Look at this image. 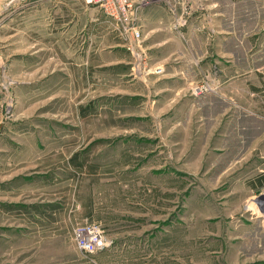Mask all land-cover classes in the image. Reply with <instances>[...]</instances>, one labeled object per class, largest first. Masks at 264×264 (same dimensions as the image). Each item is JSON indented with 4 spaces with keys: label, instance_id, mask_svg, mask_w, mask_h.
Segmentation results:
<instances>
[{
    "label": "rangeland",
    "instance_id": "rangeland-1",
    "mask_svg": "<svg viewBox=\"0 0 264 264\" xmlns=\"http://www.w3.org/2000/svg\"><path fill=\"white\" fill-rule=\"evenodd\" d=\"M251 1L257 13L258 0ZM6 2L0 264H258V213L247 210L256 203L244 181L264 162V151L235 147V116L238 109L258 115L255 98L250 108L236 99L202 117L205 109L192 99L207 92L192 87L205 74L196 73L174 97L164 87L180 83L163 75L177 51L161 44L162 36L185 39L189 17L205 14L203 1L192 0L180 25L167 5L144 6L132 50L131 37L97 5ZM156 25L157 35L149 29ZM205 29L204 20L199 30L207 45ZM73 153L79 167L69 160ZM85 221L97 223L108 241L91 255L71 239L73 226Z\"/></svg>",
    "mask_w": 264,
    "mask_h": 264
},
{
    "label": "crops",
    "instance_id": "crops-1",
    "mask_svg": "<svg viewBox=\"0 0 264 264\" xmlns=\"http://www.w3.org/2000/svg\"><path fill=\"white\" fill-rule=\"evenodd\" d=\"M4 1L0 0V3ZM202 1L206 15L204 14L201 19L199 13V15L193 13L194 15L189 17L190 30L187 34H183L185 39L182 40L176 33L170 31H165L166 34L162 36L164 37L162 42L167 43L161 44H169L173 46L171 51H177L173 55V65L162 67L163 75L173 76L172 81L180 83L179 89L169 82L164 87L174 97L177 91L187 89L188 82L196 79L198 73L202 72L207 76L214 90L192 100L205 109L202 110L205 113L201 115L202 117L207 114V117L211 118L214 117L216 108L220 112L229 109L232 100L237 99L240 108L243 107L242 105L250 108L253 103L252 97H254L255 104L258 105V115H249L238 109L240 113L235 116L237 122L238 118L240 119L235 133L241 138L237 140L235 147L241 149L240 151H248L252 147L264 151V0H258L257 13L248 8L251 0ZM142 8L144 6L139 11ZM204 20L206 22L205 31L209 33L207 34L209 39L207 45L204 41V32L199 30ZM159 27L156 25L149 29H155L154 33L157 35ZM166 51L169 52L168 48ZM204 54L207 56L205 59H203ZM198 57H200L197 59L199 66L195 70L192 63ZM232 148L230 146L229 150ZM259 154L258 158L263 159V152ZM229 163L230 161L224 166V172L230 170L231 164ZM246 180L244 181L247 184L245 187L250 191L254 190V193L264 187V162L262 160L258 163L255 175ZM258 264H264V216L259 215Z\"/></svg>",
    "mask_w": 264,
    "mask_h": 264
},
{
    "label": "built area",
    "instance_id": "built-area-1",
    "mask_svg": "<svg viewBox=\"0 0 264 264\" xmlns=\"http://www.w3.org/2000/svg\"><path fill=\"white\" fill-rule=\"evenodd\" d=\"M12 0H7L10 2ZM21 1V0H20ZM85 4L97 5L103 13L114 21L119 31L124 35H129L132 39L129 49H133L135 43L140 38V25L137 23V14L141 7L150 3H163L167 5L174 13L177 24H182L190 14L188 8L192 9V0H83ZM6 2V3H7ZM179 7L181 10L176 11ZM175 28H177L174 25ZM156 72V70H153ZM213 86L208 80H201L192 87L196 94L202 92H212ZM251 197L255 199V210L250 207L247 210L264 216V187L253 193ZM250 197V198H251ZM252 200V199H251ZM71 239L75 248L82 254L91 255L97 251L103 250L108 246V241L102 235L101 229L95 222H83L73 226L71 229Z\"/></svg>",
    "mask_w": 264,
    "mask_h": 264
},
{
    "label": "trees",
    "instance_id": "trees-1",
    "mask_svg": "<svg viewBox=\"0 0 264 264\" xmlns=\"http://www.w3.org/2000/svg\"><path fill=\"white\" fill-rule=\"evenodd\" d=\"M77 156H78V153H73L70 156L69 160L79 167L81 165V162L75 161ZM55 205H56L55 203L54 204H51V203L47 204V206H49L50 208H54ZM38 206L39 205H35L34 207H36V209H38Z\"/></svg>",
    "mask_w": 264,
    "mask_h": 264
}]
</instances>
